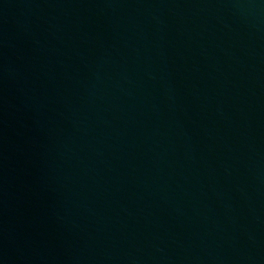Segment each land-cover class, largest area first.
Instances as JSON below:
<instances>
[{
  "label": "water",
  "instance_id": "water-1",
  "mask_svg": "<svg viewBox=\"0 0 264 264\" xmlns=\"http://www.w3.org/2000/svg\"><path fill=\"white\" fill-rule=\"evenodd\" d=\"M0 264H264V0H0Z\"/></svg>",
  "mask_w": 264,
  "mask_h": 264
}]
</instances>
